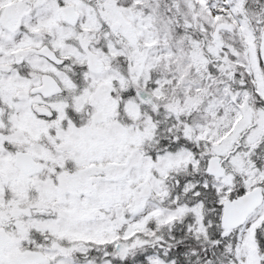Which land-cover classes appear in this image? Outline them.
Here are the masks:
<instances>
[{"label":"snow or ice","instance_id":"snow-or-ice-1","mask_svg":"<svg viewBox=\"0 0 264 264\" xmlns=\"http://www.w3.org/2000/svg\"><path fill=\"white\" fill-rule=\"evenodd\" d=\"M0 264H264V0H0Z\"/></svg>","mask_w":264,"mask_h":264}]
</instances>
